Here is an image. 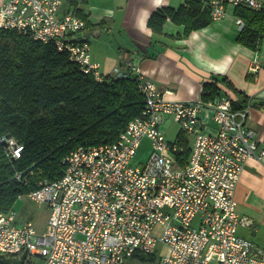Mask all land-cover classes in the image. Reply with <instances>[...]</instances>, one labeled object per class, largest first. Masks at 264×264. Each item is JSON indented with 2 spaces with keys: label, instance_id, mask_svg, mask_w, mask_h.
<instances>
[{
  "label": "built area",
  "instance_id": "built-area-1",
  "mask_svg": "<svg viewBox=\"0 0 264 264\" xmlns=\"http://www.w3.org/2000/svg\"><path fill=\"white\" fill-rule=\"evenodd\" d=\"M0 1V29L53 43L84 73L102 80L88 43L76 37L85 22L75 11L62 12L64 0ZM195 1L207 5L213 20L225 17L229 8L264 12V0ZM234 17L241 31L244 21ZM123 67L110 75L137 77L140 115L114 143L70 152L62 160L60 179L43 181L37 190L18 196L46 206L42 231L31 220L19 221L13 210L0 212V256L18 260L26 252L24 264H33L29 256L42 258L41 264H124L133 255H153L160 244L164 251L158 264H264V250L237 235V228L250 221L237 213L234 191L259 142L246 126L249 108L235 109L227 99L171 101L135 66ZM259 67L252 60L250 71ZM206 107L213 109L214 135L197 125ZM166 117L192 137L180 167L174 155L183 147L166 139L161 129ZM144 138L150 155L132 166ZM0 142L10 161L20 157L22 146L13 138L2 136ZM14 179L21 182V174Z\"/></svg>",
  "mask_w": 264,
  "mask_h": 264
},
{
  "label": "crops",
  "instance_id": "crops-1",
  "mask_svg": "<svg viewBox=\"0 0 264 264\" xmlns=\"http://www.w3.org/2000/svg\"><path fill=\"white\" fill-rule=\"evenodd\" d=\"M189 2L64 0L62 12L75 11L84 20V29L76 37L88 43L91 61L99 64L101 75L130 63L171 101L227 99L235 109L249 108L246 126L259 142L234 191L237 213L250 221V225L237 228V235L264 250V39L255 50L250 49L238 41L235 9L229 8L225 17L213 20L207 5L199 2L192 7ZM181 6L189 7L185 23L166 18L159 33L148 27V19L157 9L178 10ZM196 19L206 24L187 31V25ZM252 60L260 65L256 73L250 71ZM223 77L236 93L220 82ZM208 85L216 88L215 94L205 96ZM212 115L213 109L208 107L199 113L197 125L202 133L217 132ZM177 134L171 141L181 144ZM182 135L191 149L192 137ZM149 144L144 138L136 156L143 145L150 150ZM156 261L158 264L159 258Z\"/></svg>",
  "mask_w": 264,
  "mask_h": 264
},
{
  "label": "trees",
  "instance_id": "trees-1",
  "mask_svg": "<svg viewBox=\"0 0 264 264\" xmlns=\"http://www.w3.org/2000/svg\"><path fill=\"white\" fill-rule=\"evenodd\" d=\"M195 4L199 1L190 0L188 6ZM188 10L157 9L147 25L159 33L166 18L185 23ZM234 14L245 24L238 41L255 50L264 39V12L236 8ZM205 24L196 19L187 31ZM220 82L237 92L225 77ZM137 84L136 76L105 75L97 81L53 43L0 29V137L9 136L22 146L20 157L10 161L0 142V212L12 211L18 196L37 190L41 182L60 179L62 160L76 148L114 143L143 108ZM206 90L205 96L217 91L209 85ZM177 140L183 146L174 155L180 167L190 147L182 133ZM15 173L21 174V182L14 179ZM147 259L157 264L154 255Z\"/></svg>",
  "mask_w": 264,
  "mask_h": 264
},
{
  "label": "rangeland",
  "instance_id": "rangeland-1",
  "mask_svg": "<svg viewBox=\"0 0 264 264\" xmlns=\"http://www.w3.org/2000/svg\"><path fill=\"white\" fill-rule=\"evenodd\" d=\"M180 126L175 123L171 117H167L164 123L161 125V129L165 133V137L168 141L172 142L179 131ZM150 145V144H149ZM150 155L149 148L146 149V146L143 145L140 149L138 155L131 162L132 166H140L148 159ZM13 212L16 214L19 221H23L26 219H31L35 228L38 231H42L44 229L48 210L45 205H36L32 201H30L26 196L21 199H17L13 205ZM161 245L158 244L156 252L153 254L155 259L159 258ZM149 256L140 255L137 257H132L126 259L124 264H155V262L147 259ZM31 261L33 264H41L42 258L40 257H28L27 261Z\"/></svg>",
  "mask_w": 264,
  "mask_h": 264
},
{
  "label": "water",
  "instance_id": "water-1",
  "mask_svg": "<svg viewBox=\"0 0 264 264\" xmlns=\"http://www.w3.org/2000/svg\"><path fill=\"white\" fill-rule=\"evenodd\" d=\"M2 146L5 145L4 142L1 143ZM27 257L26 252H23L21 257L18 260H10L5 258L4 256H0V263L1 264H24V261Z\"/></svg>",
  "mask_w": 264,
  "mask_h": 264
}]
</instances>
